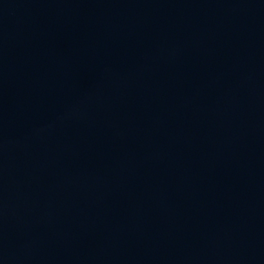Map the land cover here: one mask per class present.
Listing matches in <instances>:
<instances>
[{"label":"water","instance_id":"obj_1","mask_svg":"<svg viewBox=\"0 0 264 264\" xmlns=\"http://www.w3.org/2000/svg\"><path fill=\"white\" fill-rule=\"evenodd\" d=\"M0 264H264V0H0Z\"/></svg>","mask_w":264,"mask_h":264}]
</instances>
